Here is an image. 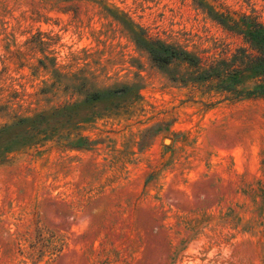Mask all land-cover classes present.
Listing matches in <instances>:
<instances>
[{
  "label": "rangeland",
  "instance_id": "obj_1",
  "mask_svg": "<svg viewBox=\"0 0 264 264\" xmlns=\"http://www.w3.org/2000/svg\"><path fill=\"white\" fill-rule=\"evenodd\" d=\"M244 17L264 0H0V264H264V99L138 44L207 66Z\"/></svg>",
  "mask_w": 264,
  "mask_h": 264
},
{
  "label": "trees",
  "instance_id": "obj_2",
  "mask_svg": "<svg viewBox=\"0 0 264 264\" xmlns=\"http://www.w3.org/2000/svg\"><path fill=\"white\" fill-rule=\"evenodd\" d=\"M217 21L228 31L242 36L244 45L230 58H223L207 66L201 57L171 45L147 40H142L138 44L161 68L175 62L189 66L191 71L184 78L185 83L198 85L206 91L230 95L236 101L264 99V24L251 21L248 17H244L240 22H228L229 20L222 19ZM250 83L252 86L248 87ZM26 123H28L27 120H22L17 126H23ZM10 130L11 128L7 127L0 131V142L8 141L14 145L19 139L18 135L14 134L3 141L2 136ZM30 131L31 129L28 132L25 131V137L22 140L26 141L29 136L33 137ZM104 264H108L107 261Z\"/></svg>",
  "mask_w": 264,
  "mask_h": 264
},
{
  "label": "water",
  "instance_id": "obj_3",
  "mask_svg": "<svg viewBox=\"0 0 264 264\" xmlns=\"http://www.w3.org/2000/svg\"><path fill=\"white\" fill-rule=\"evenodd\" d=\"M168 141V140H167ZM167 144V143H166Z\"/></svg>",
  "mask_w": 264,
  "mask_h": 264
}]
</instances>
